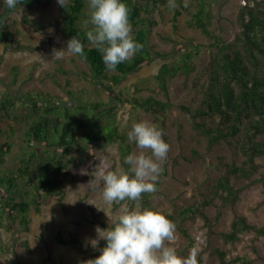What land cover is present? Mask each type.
I'll use <instances>...</instances> for the list:
<instances>
[{
    "label": "rangeland",
    "instance_id": "374dc122",
    "mask_svg": "<svg viewBox=\"0 0 264 264\" xmlns=\"http://www.w3.org/2000/svg\"><path fill=\"white\" fill-rule=\"evenodd\" d=\"M179 1L184 6L187 4L186 8ZM209 1L208 34L191 24L195 12L193 0H175L178 5L175 9L169 7V0L155 7L141 1L142 6L150 9L146 14L154 22L149 43L153 50L168 55L154 54L136 72L126 76L119 87L131 88L133 95L150 94L168 100L170 107L159 120L140 108L114 102L110 94L86 74L89 69L77 55L66 53L62 59H54L53 50L66 49L68 42L57 21L58 0H44L37 6L22 7L16 12L17 22L11 30L16 33L14 40L23 47H17L16 41H11L8 46L0 44V101L8 95L43 91L61 104L70 105L74 101L67 90H72L85 101L116 105L120 130L127 137L135 123L148 121L155 124L163 130L162 138L170 145V150L163 163L165 174H161L156 182L158 190L155 193H144V197L136 202L124 201L111 206L102 200L103 183L95 187L89 182L100 164H107L112 171H124L117 145L101 146L91 142L85 145V151L71 153L69 158L73 160L62 182L63 198L55 196L50 203L42 205L39 213L31 208L28 230L17 219H8L5 225H0V264H14V256L24 264H52L47 260L49 254L57 264H83L84 258L94 260L92 255L104 241L97 228L107 229L98 222L114 223L121 214L122 204H127L130 210H155L173 221L177 239L171 246L181 257H187L196 248L198 264H219L211 252L218 248L225 252L227 264H264V234L258 233L260 228L264 229V182L261 181L264 179V156L254 158L257 171L249 180L240 177L241 174L233 173L232 168L244 167L247 154L241 150L238 140L229 138L211 143L194 128L192 120L181 109L183 104L197 106L201 99L200 89L208 78L207 66L215 52L212 45L226 41L242 47L238 40L242 29L238 16L246 7H257V3L264 7V0ZM176 11L180 14L174 18ZM23 17L27 21L24 22ZM86 21H90L89 7L84 9L79 24L91 26ZM87 44L92 46L89 41ZM187 52L192 53L194 70L174 76L168 83L167 96L157 94L154 76L160 65L178 63L183 58L182 53ZM259 58L264 73V56ZM132 84L137 85L138 92H134ZM24 112L19 104L10 111L9 117L0 116V141L4 140L9 123L15 125V135L7 139L12 149L8 156L11 167L19 164L17 146L25 129ZM255 140L264 142V134ZM129 142L133 146L132 154H139L141 150L135 142ZM146 154L151 155L148 151ZM223 177H228L237 190L238 197L233 203H224L225 192L215 186ZM202 214L209 222L204 221ZM235 215L245 217L254 228L243 231L235 241H225L218 233L231 231ZM78 216L83 219L72 224L71 220ZM57 234L63 238L75 235L82 243L83 253L59 244L55 240ZM93 240L98 241L95 247ZM10 253L12 259L8 260Z\"/></svg>",
    "mask_w": 264,
    "mask_h": 264
},
{
    "label": "trees",
    "instance_id": "16d2710c",
    "mask_svg": "<svg viewBox=\"0 0 264 264\" xmlns=\"http://www.w3.org/2000/svg\"><path fill=\"white\" fill-rule=\"evenodd\" d=\"M44 0H22L15 9H10L5 0H0V44L11 45L16 33L11 30L17 22L16 12L22 7L32 8ZM141 1L155 7L166 4L168 0H122L129 8V21L132 25V37L137 43L143 44V49L128 61L117 65L115 71H109L103 62V53L87 44V32L93 26L82 27L79 22L85 8L89 7V0H69L67 9L59 6L57 21L68 41L77 37L84 45V57L77 56L84 61L89 69V77L106 90L116 103L128 104L132 108H140L155 116L159 120L170 107L168 100H161L152 95H133L131 88L119 87L123 79L136 72L146 64L154 54L166 57L167 53L153 50L149 43V34L154 22L147 16L149 8L142 6ZM195 12L191 24L208 34L211 20L210 1L193 0ZM182 4V1H179ZM146 14V15H144ZM180 14L176 11L174 18ZM23 21L27 18L23 17ZM241 26L239 42L214 43L215 52L207 66L208 78L202 85L201 99L197 106L183 104L181 109L192 120L194 128L211 143L229 138L238 140L241 150L247 154L244 167H233V173L241 174L249 180L252 173L257 171L254 158L264 156V142L256 141L258 135L264 134V73L259 56H264V7L257 3V7H246L238 16ZM90 23V22H89ZM91 24V23H90ZM17 47H23L17 42ZM196 48H200L196 45ZM2 53L0 54L1 59ZM182 60L178 63L164 62L154 76L155 91L167 96V86L170 80L179 73L188 74L194 70L192 53H182ZM106 82V83H105ZM134 92H138L136 84H132ZM72 97V104L63 105L49 93L43 91H27L20 96H6L0 101V116L9 117L10 111L17 105L22 106L25 129L17 148L19 164L15 167L8 165V156L12 149L7 140L15 135L14 124L9 123L4 132V140L0 141V225L6 221L18 220L25 229H29V212L31 208L39 213L42 205L48 204L58 196L63 198L62 182L67 173L72 158L71 153L85 151L88 143L101 146L117 145L119 157L124 171L129 165L124 163L127 155L132 154V144L126 134L120 130L119 108L114 104L101 101H85L81 95L67 90ZM247 166V167H246ZM249 168V169H248ZM165 174V166L163 173ZM264 182V179L261 180ZM217 189L225 192L223 202L233 203L238 194L228 177L216 182ZM142 197L143 194H142ZM133 202V201H132ZM204 221L209 218L202 214ZM83 218L78 216L71 220L78 224ZM101 226L111 229L114 223L98 222ZM252 227L245 217L235 215L230 232H219L225 241H235L243 231ZM7 230H9L7 226ZM264 234V229L258 230ZM55 240L59 244L76 248L83 253L82 243L75 236L63 238L57 234ZM106 240L102 247L94 252L91 258H97L106 247ZM89 249V248H88ZM86 252V250H85ZM211 252L218 258L219 264H227L225 252L215 248ZM48 261L57 264L49 254ZM91 260L84 258L83 264ZM14 264H24L14 256Z\"/></svg>",
    "mask_w": 264,
    "mask_h": 264
},
{
    "label": "clouds",
    "instance_id": "9594fccd",
    "mask_svg": "<svg viewBox=\"0 0 264 264\" xmlns=\"http://www.w3.org/2000/svg\"><path fill=\"white\" fill-rule=\"evenodd\" d=\"M10 9H15L22 0H5ZM67 9L68 0H58ZM187 6V4H185ZM169 7L175 9V0H169ZM92 30L87 32L91 45L103 53V62L109 71L117 65L131 60L143 49L131 33L129 8L122 0H89ZM84 57V45L77 37L67 42V48L53 50L54 59H62L65 54ZM164 132L148 121L135 123L128 132L129 141L135 142L139 154L127 155L124 163L128 171L109 170L107 164H100L93 173L89 185L99 187L105 204H120L124 201H139L144 193H155L156 182L163 173V163L167 160L170 145L162 138ZM146 151L151 155H147ZM99 237L106 240L102 254L88 264H198V249L193 248L187 257H181L172 243L177 239L176 225L164 214L144 209L130 210L121 205V214L114 226L106 230L97 228ZM98 244L92 241L93 247ZM12 259L11 253L8 260Z\"/></svg>",
    "mask_w": 264,
    "mask_h": 264
}]
</instances>
